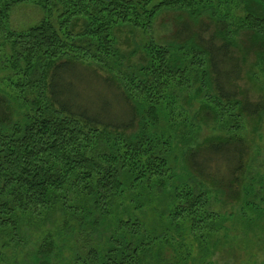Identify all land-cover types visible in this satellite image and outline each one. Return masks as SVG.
Segmentation results:
<instances>
[{"label":"trees","instance_id":"trees-1","mask_svg":"<svg viewBox=\"0 0 264 264\" xmlns=\"http://www.w3.org/2000/svg\"><path fill=\"white\" fill-rule=\"evenodd\" d=\"M22 3L44 15L15 31ZM0 46V264H212L214 199L264 243L240 132L264 114V0H0ZM189 120L218 134L190 144Z\"/></svg>","mask_w":264,"mask_h":264},{"label":"rangeland","instance_id":"rangeland-1","mask_svg":"<svg viewBox=\"0 0 264 264\" xmlns=\"http://www.w3.org/2000/svg\"><path fill=\"white\" fill-rule=\"evenodd\" d=\"M43 11L33 3H22L17 6L12 7L9 13V23L8 26L10 29L15 31H22L27 29L28 27L37 24L43 17ZM161 32L163 28H160ZM9 52L7 48H2L0 46V92L6 95L10 100L13 106L17 107L16 101L13 99L11 95H14V91H9L7 84L5 82V77L8 74V71L4 69L6 63V57ZM260 68H257V71L254 75L257 78L256 85H262L264 88V75L260 73ZM258 89V88H257ZM251 90V88H250ZM254 90H256L254 88ZM253 91V90H251ZM11 93V95H10ZM189 117H191V113H189ZM190 121V120H189ZM188 121V122H189ZM184 124L182 129L188 133V135H192L190 144H194L197 141L202 140L205 137L213 136L218 134V129L212 130L210 127H205L200 125L195 126L192 121L188 124ZM178 123V122H176ZM171 122L167 121L164 116V112L161 115V120L157 127H166L170 125ZM188 124V125H187ZM241 133L246 134V137H249L251 141V162L249 169L251 170V174L254 176L253 179H259L264 176V114L259 117H248L242 120L240 123ZM223 133V132H221ZM188 137V136H187ZM183 142L182 139L176 141V144H181ZM257 180H254L256 183ZM256 187V185H253ZM155 203H148V205L144 206L145 215L143 219L151 220V219H159V215L153 211V207H155ZM211 208L214 210H219L222 214H225L226 221L223 223L226 227V232L228 238L222 239L221 243L217 246L216 249L213 250L210 257L207 261L212 264H264V243L262 245H252L245 246L243 237L244 234L241 233V226L238 221L237 216H240V211H234V214L229 215V210H224L220 207V203L215 199L211 201ZM158 210V209H157ZM155 222V221H153ZM156 227V226H154ZM158 227V225H157ZM223 228L219 231V236H224ZM101 235L103 238L106 236L107 232H103ZM38 232H30V240L31 242L27 244V248L34 241H38L39 238ZM100 235H93L94 239H99ZM37 238V239H36ZM264 240V234H261L258 242ZM1 245V242H0ZM2 246V245H1ZM4 248V247H2ZM164 248V247H163ZM169 249V247L164 248L163 252ZM184 250V248H180V251ZM0 250L5 253L6 249ZM71 252V249L68 248L65 250L64 254H68ZM7 253V252H6ZM10 255V253H9ZM9 257V256H8ZM252 257V258H251ZM29 260H31L29 258ZM4 262V261H3ZM5 264H9L8 262H4ZM30 263V262H29ZM60 263V262H59Z\"/></svg>","mask_w":264,"mask_h":264}]
</instances>
